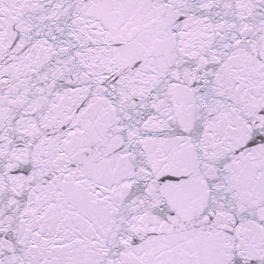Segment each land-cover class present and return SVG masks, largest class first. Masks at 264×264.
Here are the masks:
<instances>
[{
	"label": "snow or ice",
	"instance_id": "6c2138e0",
	"mask_svg": "<svg viewBox=\"0 0 264 264\" xmlns=\"http://www.w3.org/2000/svg\"><path fill=\"white\" fill-rule=\"evenodd\" d=\"M0 264H264V0H0Z\"/></svg>",
	"mask_w": 264,
	"mask_h": 264
}]
</instances>
